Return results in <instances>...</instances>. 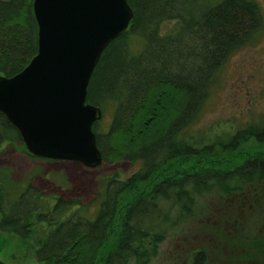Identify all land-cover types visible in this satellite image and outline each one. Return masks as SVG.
<instances>
[{"label": "trees", "instance_id": "obj_1", "mask_svg": "<svg viewBox=\"0 0 264 264\" xmlns=\"http://www.w3.org/2000/svg\"><path fill=\"white\" fill-rule=\"evenodd\" d=\"M126 1L132 20L103 49L86 103L102 112L91 128L101 161L138 169L125 179L106 177L96 200L85 205L62 197L49 204L41 189L17 184L0 169V231L31 240L35 263L97 264L121 215L119 238L101 264H149L171 230L180 238L164 264L181 258L183 264H264L263 158L226 172L205 168L162 179L127 207L120 204L126 192L181 156L236 152L250 140L264 144L261 122L221 134L217 123L196 127L230 56L263 37L260 7L254 0ZM32 4L0 0V77L12 78L36 55ZM165 21L179 28L161 35ZM19 143L20 133L0 112V150ZM190 224L195 231H184Z\"/></svg>", "mask_w": 264, "mask_h": 264}, {"label": "water", "instance_id": "obj_2", "mask_svg": "<svg viewBox=\"0 0 264 264\" xmlns=\"http://www.w3.org/2000/svg\"><path fill=\"white\" fill-rule=\"evenodd\" d=\"M32 11L37 52L23 71L0 77V112L27 153L94 169L103 161L91 128L102 112L86 103L87 84L132 9L126 0H33Z\"/></svg>", "mask_w": 264, "mask_h": 264}, {"label": "rangeland", "instance_id": "obj_3", "mask_svg": "<svg viewBox=\"0 0 264 264\" xmlns=\"http://www.w3.org/2000/svg\"><path fill=\"white\" fill-rule=\"evenodd\" d=\"M254 1L260 7L264 18V0ZM178 28L177 22L165 21L161 25L160 33L161 35L172 34ZM218 79L196 127L206 129L217 123L219 127L216 131L221 134L244 128L246 123H264V35L250 46L233 53L223 66ZM109 118L107 115L102 123L106 124ZM22 147L20 143L13 146L6 144L0 150V169L8 173L17 184L25 186L31 183L41 189L49 204L57 197L78 200L83 205L89 204L96 200L98 190L102 189V180L106 177L117 176L125 179L139 167V164L129 162L113 164L105 162L90 169L76 161L34 159L29 156L24 144ZM262 158L264 159V144H256L252 140L242 145L236 152L221 153L214 150L203 154L181 156L160 167L152 174L148 182L126 192L120 204L124 206L123 208L127 207L126 205L132 200L146 194L162 179L174 180L182 174H191L205 168L226 172V170L237 168L247 159ZM95 206L93 205L91 210ZM120 225L121 215H118L117 221L106 237L105 245L101 248L97 264H101L102 258L113 251L119 238ZM196 227L190 224L184 228V231H195ZM167 235L157 258L149 264H164L173 248L174 240L180 238L179 230H171ZM30 243H32L31 240L23 242L14 235L0 231V261L4 264H38L29 252ZM178 248L182 249L181 241L177 243ZM178 264H183V258L178 261Z\"/></svg>", "mask_w": 264, "mask_h": 264}]
</instances>
